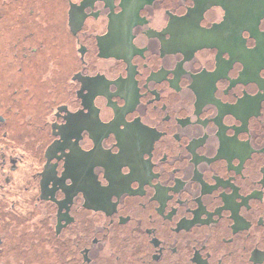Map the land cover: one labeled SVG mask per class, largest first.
Listing matches in <instances>:
<instances>
[{
	"label": "flooded vegetation",
	"instance_id": "af4514ba",
	"mask_svg": "<svg viewBox=\"0 0 264 264\" xmlns=\"http://www.w3.org/2000/svg\"><path fill=\"white\" fill-rule=\"evenodd\" d=\"M0 264H264V0H0Z\"/></svg>",
	"mask_w": 264,
	"mask_h": 264
}]
</instances>
